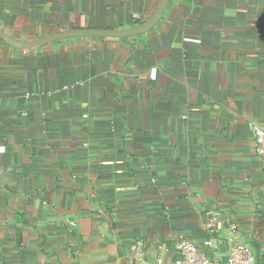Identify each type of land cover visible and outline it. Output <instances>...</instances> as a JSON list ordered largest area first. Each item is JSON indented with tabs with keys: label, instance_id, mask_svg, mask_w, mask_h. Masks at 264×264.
Listing matches in <instances>:
<instances>
[{
	"label": "crops",
	"instance_id": "0c3cea01",
	"mask_svg": "<svg viewBox=\"0 0 264 264\" xmlns=\"http://www.w3.org/2000/svg\"><path fill=\"white\" fill-rule=\"evenodd\" d=\"M158 1L0 0V27L126 29ZM255 125L264 0H169L129 37L0 39V264H156L183 239L221 261L241 240L264 264Z\"/></svg>",
	"mask_w": 264,
	"mask_h": 264
},
{
	"label": "built area",
	"instance_id": "2783aa9c",
	"mask_svg": "<svg viewBox=\"0 0 264 264\" xmlns=\"http://www.w3.org/2000/svg\"><path fill=\"white\" fill-rule=\"evenodd\" d=\"M253 131L256 143L255 151L260 155H264V127L255 125ZM221 228V221H218L217 216L213 215L207 223V229L210 232H215ZM230 228L233 233L238 232L236 223L231 222ZM209 245L210 249H213L212 239ZM178 253L177 259L166 262L162 258H158L156 264H257L251 245L241 240L232 241L227 258L224 261L211 258L206 251L200 249L190 239L180 241Z\"/></svg>",
	"mask_w": 264,
	"mask_h": 264
},
{
	"label": "water",
	"instance_id": "95a60500",
	"mask_svg": "<svg viewBox=\"0 0 264 264\" xmlns=\"http://www.w3.org/2000/svg\"><path fill=\"white\" fill-rule=\"evenodd\" d=\"M169 0H159L154 13L141 22L140 24L126 29H96V28H79V29H66L55 33L44 35L31 40L18 39L0 27V39L8 45L18 49L28 50L35 47H40L56 40L73 36H96V37H129L141 34L152 29L162 18Z\"/></svg>",
	"mask_w": 264,
	"mask_h": 264
}]
</instances>
